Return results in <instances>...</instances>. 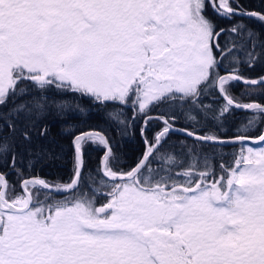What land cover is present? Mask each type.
<instances>
[{"label":"snow or ice","instance_id":"1","mask_svg":"<svg viewBox=\"0 0 264 264\" xmlns=\"http://www.w3.org/2000/svg\"><path fill=\"white\" fill-rule=\"evenodd\" d=\"M244 17L264 25V3L0 0V264H264V132H247L264 103L245 102L264 97V31ZM93 109L109 128L142 122L134 165ZM236 109L252 115L222 136ZM69 112L72 175L49 180L65 150L48 117Z\"/></svg>","mask_w":264,"mask_h":264},{"label":"trees","instance_id":"2","mask_svg":"<svg viewBox=\"0 0 264 264\" xmlns=\"http://www.w3.org/2000/svg\"><path fill=\"white\" fill-rule=\"evenodd\" d=\"M243 3L249 9H258L264 0H243ZM210 14L211 10H209ZM243 23L251 25L257 31H264V25L260 22L256 21L254 18L250 19L248 17H244L242 20ZM217 23L221 26H227L228 22L224 19L217 18ZM264 73V67L257 66L256 69L251 73L252 76H256L258 74ZM244 91V87L242 85H238L235 88L234 94L239 96V94ZM252 100H257L261 103H264V97H257L253 96L251 100H245V102H250ZM83 106H88L89 101L87 98L80 99L78 101ZM76 101H71L69 106L71 109L75 108ZM207 103V101H206ZM159 111H166V109H158ZM153 114H157L154 112ZM99 113L93 109L92 118L88 121V125H100L104 127L107 131L109 136L113 138V142L116 145V151L120 157V166L122 167H130L134 165L136 159L141 155L144 144L143 140L140 135V128L142 126V122L138 121L134 127H130L126 130L124 129H117L115 125L111 128L108 125H105L103 121L100 119ZM252 115L250 110H240L236 109L234 112L228 116L225 124H224V131L221 133L222 136H232L236 133L237 129L242 128L243 125L247 124L248 119ZM49 126L51 128V135L52 138L55 139L60 145H63L65 154L63 160H58L54 164L53 163H46L42 166V171L40 174L46 177L49 180L53 181H67L72 175V163H71V153L68 150L69 138L65 136L63 133V128L66 123H76V117L72 116L71 112H69V118L67 121L55 116L50 115L48 117ZM184 121L181 120L178 125L183 126ZM264 127V124L257 123L256 126L251 127L247 130L250 136L258 135ZM160 128V124L153 122L151 125V131L148 133L149 137ZM207 130V129H206ZM183 139V136L180 133H176L170 137L169 143H175L178 140ZM251 143V142H248ZM253 144V143H252ZM257 144V143H256ZM255 144V145H256ZM234 151H239V145L232 146L228 145L222 149H218V155L220 153L226 154L225 159L231 161V154ZM102 153L97 150L95 147L90 148L87 152V167L89 169L95 168L98 163Z\"/></svg>","mask_w":264,"mask_h":264},{"label":"water","instance_id":"3","mask_svg":"<svg viewBox=\"0 0 264 264\" xmlns=\"http://www.w3.org/2000/svg\"><path fill=\"white\" fill-rule=\"evenodd\" d=\"M250 10H255V9H250ZM250 102H259V101H257V100H252V101H250ZM259 103H261V102H259ZM153 115H156V114H153ZM177 127H182L181 125H177ZM262 132H264V127H263V129H262V131L260 132V133H262ZM259 133V134H260ZM258 134V135H259ZM258 135H255V136H251V137H253V138H255L256 136H258ZM233 136V135H232ZM232 136H225V137H232ZM249 142H251V143H253L252 141H249ZM253 144H255V143H253Z\"/></svg>","mask_w":264,"mask_h":264},{"label":"rangeland","instance_id":"4","mask_svg":"<svg viewBox=\"0 0 264 264\" xmlns=\"http://www.w3.org/2000/svg\"><path fill=\"white\" fill-rule=\"evenodd\" d=\"M247 146H252V147H259V145H258V144H256V145H255V144H252V143H248V144H247Z\"/></svg>","mask_w":264,"mask_h":264}]
</instances>
